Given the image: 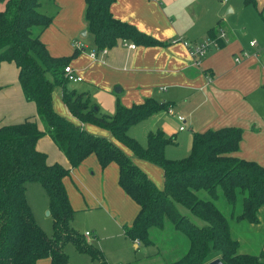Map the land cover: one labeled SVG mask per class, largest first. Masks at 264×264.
Masks as SVG:
<instances>
[{
  "label": "trees",
  "instance_id": "trees-1",
  "mask_svg": "<svg viewBox=\"0 0 264 264\" xmlns=\"http://www.w3.org/2000/svg\"><path fill=\"white\" fill-rule=\"evenodd\" d=\"M0 1L5 4L0 9V64L15 62L24 96L36 103L44 126L39 128L37 120L30 118L0 125V264H38L45 257L51 259L50 264H69L64 250L68 242L107 264L102 251L71 225L75 210L63 181L70 170L60 163H47V154L36 148L43 135L52 138L72 167L92 153L102 166L113 161L118 164L121 187L139 204L133 223L126 226L131 239L153 244L151 229H164L170 223L171 229L186 239L184 252L174 264H207L217 257L226 264H264V251L239 250L240 242L231 227V220L259 223L264 208V166L234 154L242 138L241 127L194 132L189 155L179 159L166 155L175 135H167L162 129L150 131L147 143L142 144L130 135V127L168 110L169 103L149 97L127 106L117 99L115 112H104L90 92L70 86L65 67L71 57L51 55L41 40V32L52 21L40 10L41 0ZM113 2L85 0V21L98 51L113 47L119 39L142 45L162 43L115 17ZM244 2L257 4V0ZM220 24L208 31V37L224 46ZM79 50L75 48L74 55ZM58 86L71 116L54 108L53 93ZM88 124L109 131L111 137L94 133ZM117 141L136 157L160 166L163 187H158ZM33 181L40 182L47 192L52 235L37 223L27 199L26 183ZM221 201L225 207L219 205Z\"/></svg>",
  "mask_w": 264,
  "mask_h": 264
},
{
  "label": "crops",
  "instance_id": "crops-1",
  "mask_svg": "<svg viewBox=\"0 0 264 264\" xmlns=\"http://www.w3.org/2000/svg\"><path fill=\"white\" fill-rule=\"evenodd\" d=\"M40 3V10L52 17L41 32V40L51 55L71 57L69 65L82 80L71 82L70 86L90 92L104 112L114 113L117 99L130 106L153 97L169 103L173 112L163 109L138 122L146 136L150 131L162 129L167 135L174 134L177 144L184 140L185 130L189 128L192 143L196 131L241 127L242 138L234 154L264 166V0H257L256 5L246 4L244 0H114L111 11L115 17L162 43L135 44L133 48L119 39L107 51L95 47L85 21V0H41ZM4 6L0 1V9ZM219 21L224 46H214L200 66L194 65L183 41L207 40L208 31ZM252 40L256 41L255 45L251 44ZM75 48L80 50L74 55ZM206 74L211 80L206 79ZM18 75L15 62H1L0 125L30 118L36 119L39 128L44 129L36 103L25 98ZM60 93H53L54 108L71 116L66 104L59 100ZM179 114L185 117V122L179 120ZM87 128L111 137L109 131L96 125L88 124ZM130 135L135 137L133 132ZM36 148L47 154L48 164L60 163L69 168L63 181L75 210L72 220H77V215L82 217L83 234L102 251L107 264H174L180 258L185 249L184 236L176 230L160 236L166 248L158 244L155 228L151 229L154 242L150 245L126 235V226L133 223L139 204L121 187L116 162L102 166L92 153L72 167L49 135L39 138ZM129 155L153 178L150 164L133 153ZM261 216L260 222L249 224V228L263 225ZM260 246L257 253L264 251V237ZM64 250L69 264H81L72 263L74 252L67 250L66 245ZM83 257L80 260L101 264L89 254ZM37 263L50 264L51 259L41 258Z\"/></svg>",
  "mask_w": 264,
  "mask_h": 264
},
{
  "label": "rangeland",
  "instance_id": "rangeland-1",
  "mask_svg": "<svg viewBox=\"0 0 264 264\" xmlns=\"http://www.w3.org/2000/svg\"><path fill=\"white\" fill-rule=\"evenodd\" d=\"M61 87H56L55 88V92H57L58 94L61 91ZM59 100L61 102H64L62 99V92L60 93V97ZM143 124V123H142ZM135 126V127H134ZM141 123H137L136 125H133L132 128L130 129V132H133L135 134V137H137L136 139L139 140L141 143L145 144L146 140H147V136L146 133L144 132L143 128L141 127ZM129 132V133H130ZM190 135H191V130L188 128L185 130V137L183 141L178 142L177 144H173V145H169L166 148V155L168 157L174 158V159H179V158H183L186 157L187 155H189L190 151H191V140H190ZM117 144L127 153H133L126 145L120 143L117 141ZM135 160V159H134ZM140 161V159H137ZM144 160V159H143ZM136 162V160H135ZM144 162H147L146 164H150L149 166H152L151 169V173H153V180L154 182L158 185V187H163L164 185V173H163V169L150 162L147 160H144ZM137 164L140 162H136ZM140 167L141 165L138 164ZM26 195H27V199L29 201V203L31 204L32 210L34 212L35 218L37 223L46 231V233L48 235H52L53 233V217L51 215V213H48L49 208L48 206V195L47 192L45 190V188L43 187V185L38 182V181H33V182H27L26 183ZM219 205L221 207H225V203L223 201L219 202ZM228 207H226L225 211L228 212ZM185 210V209H183ZM240 210V208H239ZM261 214H262V220H264V208L261 210ZM77 220L79 221L81 228H79V224L77 222ZM77 220H72L71 225L72 227L79 233L83 234L84 230H85V226H84V222L81 216L77 215ZM252 225V224H251ZM231 227L233 229V232L235 233V235L237 236V238L240 240V246H239V250L240 251H248V252H252V253H257L258 251H260L261 246V240L264 237V224L261 225L260 227H256L253 228L251 226V228H249V223L246 221H236V220H231ZM171 224H168V229H158L155 228V238L158 239V244H160L163 248H166V244L160 242V236H164V233L166 232H170L171 229ZM157 235V236H156ZM183 236V235H182ZM185 237H183V241H185ZM157 248V247H156ZM66 249L73 251L74 254H71V261L72 263H81V264H98L95 261H91V260H85L82 261L80 260L83 257V254L88 255L87 253H83L80 252L75 244L73 242H68L66 244ZM164 256V255H163ZM91 258V257H90Z\"/></svg>",
  "mask_w": 264,
  "mask_h": 264
},
{
  "label": "built area",
  "instance_id": "built-area-1",
  "mask_svg": "<svg viewBox=\"0 0 264 264\" xmlns=\"http://www.w3.org/2000/svg\"><path fill=\"white\" fill-rule=\"evenodd\" d=\"M220 36L223 37V35H221V34H220ZM183 42L187 46V48L189 49L193 64L197 65V66L201 65L203 57L207 54V52L211 48H213L214 46H218L217 42L213 39H210V38H208L207 40H205L201 43H191L190 41H183ZM123 44L128 45V46L133 47V48L135 47V44L133 42H128L127 40H123ZM251 44L255 45L256 41L252 40ZM103 51H107V48L103 49ZM95 54H96L95 51L92 52L93 56ZM65 74H66L67 78L72 82H77V81L82 80V77L76 72V70L71 65H67L65 67ZM205 77L208 81L211 80V77L209 74H206ZM168 111L173 112V107L169 106ZM178 118L181 122H185L184 116L179 114ZM183 128H184V125L181 126V129H183ZM86 233L89 234V231H87Z\"/></svg>",
  "mask_w": 264,
  "mask_h": 264
},
{
  "label": "water",
  "instance_id": "water-1",
  "mask_svg": "<svg viewBox=\"0 0 264 264\" xmlns=\"http://www.w3.org/2000/svg\"><path fill=\"white\" fill-rule=\"evenodd\" d=\"M48 213H50V210H48ZM207 264H226V263L220 257H217L209 261Z\"/></svg>",
  "mask_w": 264,
  "mask_h": 264
}]
</instances>
